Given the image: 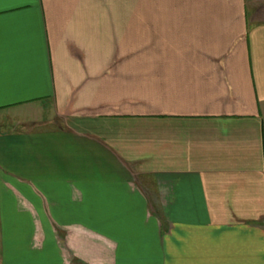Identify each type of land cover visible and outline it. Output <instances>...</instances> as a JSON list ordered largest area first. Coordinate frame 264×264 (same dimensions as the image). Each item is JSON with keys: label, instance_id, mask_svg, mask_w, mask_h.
Instances as JSON below:
<instances>
[{"label": "crops", "instance_id": "1", "mask_svg": "<svg viewBox=\"0 0 264 264\" xmlns=\"http://www.w3.org/2000/svg\"><path fill=\"white\" fill-rule=\"evenodd\" d=\"M2 126L0 264H264V0H0Z\"/></svg>", "mask_w": 264, "mask_h": 264}, {"label": "rangeland", "instance_id": "2", "mask_svg": "<svg viewBox=\"0 0 264 264\" xmlns=\"http://www.w3.org/2000/svg\"><path fill=\"white\" fill-rule=\"evenodd\" d=\"M16 111V110H15ZM31 113V112H30ZM29 116H31V115H28V116H25L26 118H28ZM4 124H6V123H4ZM4 128V126H2V127H0V129H3Z\"/></svg>", "mask_w": 264, "mask_h": 264}]
</instances>
